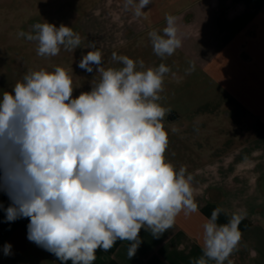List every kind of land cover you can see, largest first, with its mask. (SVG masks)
Segmentation results:
<instances>
[{"label":"clouds","instance_id":"1","mask_svg":"<svg viewBox=\"0 0 264 264\" xmlns=\"http://www.w3.org/2000/svg\"><path fill=\"white\" fill-rule=\"evenodd\" d=\"M151 0H124L136 17ZM148 33L160 58L182 47L176 17ZM18 37L37 44V55L74 51L81 37L71 27L34 23ZM78 67L100 74L91 90L73 97L72 78L56 66L53 71L29 70L12 91L0 98V192L10 203L0 209L5 222L27 218V239L52 253L62 264H93L97 250L109 251L128 241V259L142 240L143 228L159 237L178 214L199 211L191 174L165 160L168 133L163 120L171 112L159 101L164 63L145 68L143 60L112 53L122 65L105 69L94 41ZM194 66L186 69L188 74ZM175 131V130H173ZM224 210L217 207L203 224L202 255L190 264H225L241 239L243 209L218 224ZM5 256L12 245L5 243ZM228 264L231 261L228 260Z\"/></svg>","mask_w":264,"mask_h":264},{"label":"crops","instance_id":"2","mask_svg":"<svg viewBox=\"0 0 264 264\" xmlns=\"http://www.w3.org/2000/svg\"><path fill=\"white\" fill-rule=\"evenodd\" d=\"M175 17L180 48L220 87L232 107L225 115L232 113L238 125L231 137L225 130L215 134L205 119L201 127L178 130L176 122L184 114L169 107L163 120L168 133L165 160L191 174L199 211L187 216L182 211L159 237L142 228V242L132 258L127 255L129 242L117 241L109 251L97 250L93 264H190L202 255L203 224L217 207L224 210L218 224L227 223L238 209L246 213L239 225L241 239L228 258L231 264H264V0H192ZM177 149L184 155L180 162ZM9 203L0 192V204L6 208ZM28 223L27 218L5 222L0 209V261L62 264L27 239ZM5 243L12 245L10 256L3 254Z\"/></svg>","mask_w":264,"mask_h":264},{"label":"rangeland","instance_id":"3","mask_svg":"<svg viewBox=\"0 0 264 264\" xmlns=\"http://www.w3.org/2000/svg\"><path fill=\"white\" fill-rule=\"evenodd\" d=\"M191 1L151 0L143 9L145 18L136 17L131 10L125 9L124 0H0V98L4 91L11 92L18 81L22 82L29 70L51 72L56 66L65 68L72 78L73 97L90 91L91 83L98 82L100 74L96 73L95 67L92 73H88L79 68L78 63L91 50L86 47L88 42L94 41L102 52L105 69L122 67L112 60L113 52L136 61L143 60L145 68H155L164 63L171 69L164 77V91L160 93L162 99L159 103L184 114L176 122L178 130L184 125L188 129L201 127L205 119L214 126L215 134L222 135V130H225L224 135L231 137L238 124L232 113L225 115L231 112L232 107L225 101L220 87L181 48L163 59L157 56L148 36L153 29L162 30L166 26V14H182ZM44 22L57 27L60 24L71 27L81 37L79 48L67 51L61 46L56 56L37 55V44L17 34L28 32L34 23ZM190 62L194 71L188 74L186 69ZM215 109L223 110L222 114L213 113ZM194 110L196 112H192ZM176 151L175 159L180 162L183 152L181 149ZM181 166L178 163L175 168L178 170ZM0 262L25 264L24 260ZM33 264L41 262L34 259ZM46 264L53 263L50 260Z\"/></svg>","mask_w":264,"mask_h":264}]
</instances>
